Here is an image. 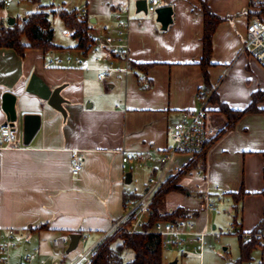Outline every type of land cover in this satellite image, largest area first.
<instances>
[{"label":"crops","instance_id":"1","mask_svg":"<svg viewBox=\"0 0 264 264\" xmlns=\"http://www.w3.org/2000/svg\"><path fill=\"white\" fill-rule=\"evenodd\" d=\"M161 1L158 8L172 9V23L166 30L157 21L156 13L139 15L137 8L131 9L130 0H107L99 6L86 2L81 9L70 7L73 0L56 8L50 4L55 11L86 9L93 39L117 33L118 23L111 17H127L128 62L150 66L145 71L132 69L127 74L111 76L104 83L97 80V71L93 70L101 65L87 55L89 51L82 54L76 49L78 40L58 14L51 16V27L52 42L59 49H28L21 58L12 49L0 48V127L6 123L2 109L5 93L16 97L20 120L17 130L22 131L24 115L40 117L38 131L27 145L21 134L14 148H0V246L7 230L19 232L17 247L10 252L12 263H20L36 247L43 258L54 261L52 240L62 233L83 235L87 239L84 247L94 245L121 219L124 202L132 199L129 196H143L149 179L159 175L158 156L170 146L171 128L184 111L199 109L198 95H214L209 106L211 122L224 130L227 119L220 112V104L242 111L250 105L254 93L264 92V69L243 50L249 22L248 0H205L221 19L212 38L207 84L199 65L204 27L201 0ZM10 5L0 10V22L6 26L10 14L5 8ZM13 17L14 24L23 19L18 14ZM55 20L64 26L63 36L72 41H54ZM67 56L83 57L90 70L43 68L45 60ZM34 72L53 88L64 86L61 95L66 100V116L26 92ZM145 79L150 82L147 89L141 85ZM77 151L84 156V166L74 176L70 162ZM139 154H150L146 166L139 167L134 160ZM125 157L130 159L126 163ZM193 161L199 162L198 167L187 171L178 182L184 190L164 196L158 212L169 215L182 209L183 217L192 218L198 231L214 232L206 236L207 245L223 235L222 242L232 244L234 251L235 235L239 258L238 233L252 232L264 217V98L256 112L242 116L212 140L203 155H176L166 180ZM140 170L146 172L147 181L144 191L138 192L129 185ZM197 173L204 177L197 178ZM201 182L214 189L208 200L214 206L212 212L207 210L204 191L196 188ZM241 189L244 195L236 203L232 195ZM169 199L176 202L170 200L171 205ZM224 229L226 234L221 233ZM119 242H114L113 247ZM261 247L264 249V239ZM228 249L224 248L225 258L231 264L234 261ZM186 252L179 253L187 256ZM252 253L251 261L245 264L254 263ZM122 257L129 262L134 256L124 250ZM162 257L166 264L163 251Z\"/></svg>","mask_w":264,"mask_h":264},{"label":"built area","instance_id":"2","mask_svg":"<svg viewBox=\"0 0 264 264\" xmlns=\"http://www.w3.org/2000/svg\"><path fill=\"white\" fill-rule=\"evenodd\" d=\"M4 6H9V0H2ZM159 5V0H151L147 3V13L155 14ZM249 22L246 27L244 38V52L264 69V0H248ZM75 15L82 19H87L86 9L76 11ZM118 31L114 35H105L94 40L87 55H91L100 67L94 68L97 71V80L101 83L111 76L127 74L132 69L128 62V19L126 16L116 14ZM83 57L75 58L67 56L61 58H51L43 62L44 69H67V70H90L84 65ZM143 88L150 87L148 80L141 81ZM212 94L198 95L197 101L200 107L194 111H184L180 119L171 128L169 139L170 146L162 151L158 156L160 166L159 175L149 179L148 187L143 196L139 199H128L124 202V213L121 219L105 233L94 245L85 249L86 237L80 235L76 249L69 251L71 245V234L62 233L52 240V247L56 251L52 264H94L98 256L100 246L108 242L109 238L116 232L127 231L130 234H152L159 238L163 249H172L184 253L186 246H192V252L203 256L205 247L206 230L198 231L192 218L178 217L172 221H157L149 229H146L149 219L153 214L151 204L155 193L166 180L168 173L172 170L170 163L176 155L185 154L191 157L202 155L208 144L216 139L221 130H218L211 122L209 106ZM18 141L17 131L8 122L0 127V148H14ZM151 159L150 154H139L134 158L139 167L146 166ZM130 159L125 157L123 162ZM71 173L77 176L83 169L84 156L80 152H75L71 162ZM197 178H203L201 173H197ZM196 188L205 193L207 199V210L214 211V206L208 203L210 192L213 188L205 187V183H198ZM119 233V234H120ZM19 232L14 229L6 231L4 244L0 246V264H14L10 260V252L17 247V237ZM239 235V234H238ZM257 239V245H263V235H243L245 242L251 243ZM108 240V241H106ZM80 246V248H79ZM112 256V255H111ZM47 260L42 257L39 247L27 253L20 263L15 264H47Z\"/></svg>","mask_w":264,"mask_h":264},{"label":"trees","instance_id":"3","mask_svg":"<svg viewBox=\"0 0 264 264\" xmlns=\"http://www.w3.org/2000/svg\"><path fill=\"white\" fill-rule=\"evenodd\" d=\"M37 8L35 11L28 14L25 18L20 19L12 26H6L0 22V48H8L14 50L21 58L24 57L26 50L38 49L44 52H50L59 49L52 42L53 31L51 27V16L58 14L59 19L63 24L72 30V37L77 39L76 49L80 50L82 54L89 51L94 40L90 35V21L89 19H82L75 15L76 10L68 11L65 9L55 11L52 6H42L40 0H31ZM201 12L203 16V36H202V58L200 60V67L202 69L204 82L208 83L207 69L211 66L210 59L212 56V38L217 25L221 19L215 15L207 5L205 0L200 1ZM4 7L3 1L0 0V10ZM131 69L145 71L150 65H136L129 64ZM214 95L211 97L213 101ZM264 92H257L253 94L252 102L242 111H233L226 105L220 104V112L227 119V126L225 129H230L242 116L254 113L257 111V104L263 100ZM221 130L218 137L224 133ZM205 153V152H204ZM203 155V154H202ZM201 156V155H200ZM199 162L193 161L180 170L176 175L169 177L157 190L151 204L153 214L151 215L146 229H149L157 221H172L176 217H183L185 214L182 209H176L175 212L169 215H160L158 206L162 199L172 191L182 192L184 189L178 185L182 175L187 171L198 167ZM204 166V164L202 165ZM244 195L241 189L237 194H233V198L238 203ZM132 199H139L140 195L129 196ZM128 196L125 197L127 199ZM42 229L44 228L41 227ZM40 228V229H41ZM240 256L231 264H245L251 261L252 251L258 247L257 239L253 242H243L242 234L238 233ZM252 235L264 236V217L258 226L248 233ZM120 241L113 247V243ZM124 250L133 252L134 257L129 262H124L122 254ZM162 246L157 236L152 234H130L127 231H122L120 235L114 239L103 243L99 250L98 256L94 264H164L162 257ZM112 255V256H111Z\"/></svg>","mask_w":264,"mask_h":264},{"label":"rangeland","instance_id":"4","mask_svg":"<svg viewBox=\"0 0 264 264\" xmlns=\"http://www.w3.org/2000/svg\"><path fill=\"white\" fill-rule=\"evenodd\" d=\"M107 0H73L74 4L70 5V7H75V6H79L78 8L81 9L83 7V5H85L86 2H88L89 4H94V5H102L103 3H105ZM138 0H130L131 2V9L136 11V2ZM147 3H150L151 0H145ZM161 1V0H160ZM10 2V7L5 8V10L10 14L7 18V21L9 18H14L13 14H18L20 15L21 18H24V14H26L29 10L31 12L35 11L37 6L31 2V0H9ZM66 3L69 4V2H72V0H40V4L42 3L43 5H50L53 4L56 7H59L62 5V3ZM164 4V1H161L160 5L162 6ZM82 6V7H81ZM81 7V8H80ZM4 8H2L1 10H3ZM29 11V12H30ZM139 15H144L146 17H149L151 14L150 13H145V12H138ZM23 15V16H22ZM115 17H111V21H115L114 20ZM55 24H56V30H55V37H54V41L56 43L60 42V43H69V41H72L71 39L65 38L63 35V29L64 26L62 25V23L58 20H55ZM141 172H136L134 173V180L133 182L129 185V188L131 189H136L138 192L144 191L145 189V184L147 181V174L145 171L140 170ZM172 199V198H171ZM169 199V204L172 205V203H170L171 201H173V203H175V199L171 200ZM171 200V201H170ZM168 205V203H167ZM166 206V205H165ZM164 210L166 211V207H163ZM227 226V225H225ZM227 230H223L221 233L222 234H226ZM120 232H116L113 236H111V238H109L108 240L114 239V237L120 235ZM122 233V232H121ZM211 233L214 234V232H212L211 230L208 231L207 236ZM233 234V233H232ZM222 236L220 235V237H217L213 244L211 245H207L208 242V237H206V241H205V248H204V252H203V256L202 258L197 255L194 254L192 252V246H186V255L187 256H182L181 253L172 250V249H163V256L164 258L167 260L166 264H173L176 262V264H228L227 259L225 258V252H224V248L227 247L228 249V256L232 261H235L238 258V243H237V237L234 235V237H232V242L236 244V247L233 250V246L232 244L229 243H223L222 242ZM227 237H230L227 235ZM231 238V237H230ZM106 240V241H108ZM236 240V241H235ZM80 248V247H79ZM88 248V245L85 247V249ZM131 252V251H130ZM252 256L254 258V263L253 264H259L261 262H263L264 264V249L262 247H256L253 251H252ZM133 253V252H132ZM134 256V254H133ZM53 261H48L47 264H52Z\"/></svg>","mask_w":264,"mask_h":264},{"label":"water","instance_id":"5","mask_svg":"<svg viewBox=\"0 0 264 264\" xmlns=\"http://www.w3.org/2000/svg\"><path fill=\"white\" fill-rule=\"evenodd\" d=\"M138 12H147V2L145 0H139L136 3ZM157 21L161 24L162 29L166 30L172 23V9L170 7H160L156 11ZM14 19L9 18L7 23L9 26L14 24ZM64 86L51 87L44 80L34 72L26 87V92L38 96L43 101H46L49 106L66 116L63 104L66 100L62 97L61 91ZM16 97L12 93H5L2 97V109L6 115V122L16 129V125L19 123V117L15 108ZM40 126V117L38 115H24L22 117V131L17 130V137L22 136L23 142L27 145L32 137L38 131ZM130 182V176L127 175L126 183ZM80 235H71V245L69 251L76 248Z\"/></svg>","mask_w":264,"mask_h":264}]
</instances>
